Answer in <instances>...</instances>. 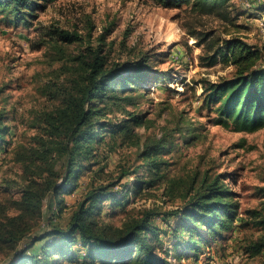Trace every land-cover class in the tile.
<instances>
[{"label": "rangeland", "instance_id": "obj_1", "mask_svg": "<svg viewBox=\"0 0 264 264\" xmlns=\"http://www.w3.org/2000/svg\"><path fill=\"white\" fill-rule=\"evenodd\" d=\"M37 3L43 7L28 12L31 16L27 17V25H16L0 12V111L5 112V125L10 133L6 137L8 153L0 154V199L19 195L18 190L9 187L12 183L23 184L24 167L16 158L40 148L46 140L44 118L60 105L56 91L66 85V75L82 63H89L96 52L108 63L133 61L145 54L160 82L155 83L153 76L139 105L129 108L144 116L145 126L136 129L140 142L158 139L164 132L174 134L177 139L173 130L181 121L180 127L191 125L199 138L189 145L180 144L165 157L169 164L166 179L145 196L126 204L113 217L109 216L106 202L104 221L120 227L152 209L161 213L183 210L188 204L184 189L192 178L197 182L204 176L210 180L219 176V182L227 186L237 206L242 223L205 249L198 264L264 262V254L250 257L245 252L262 235L251 212L264 208V130L245 133L223 128L216 124L214 112L200 108L203 97L200 81L215 83L231 76V67L207 64L224 40L240 38L255 47L264 45V0H231L230 20L200 15L188 6L164 9L153 0H37ZM61 32L71 35L70 40L62 39ZM200 35L207 38L198 45ZM259 66L264 67V60ZM118 118L116 115L114 120ZM139 152L137 145L116 146L108 153L104 181L96 183L114 179L120 169L131 171L140 163ZM90 179L88 173L80 181V188ZM133 180V176L116 180L115 191L124 190L121 187ZM79 199L77 193L67 196V208L60 218H55L52 196L45 198L40 226L20 248L53 225L64 228ZM163 219L158 215L153 221L165 229ZM51 240L56 239H47ZM167 243L165 239L166 246ZM41 244L29 252L38 253ZM81 258L80 254L78 262L64 264H89ZM0 264H8V259L0 257ZM168 264H192V261L179 262L168 256Z\"/></svg>", "mask_w": 264, "mask_h": 264}, {"label": "trees", "instance_id": "obj_2", "mask_svg": "<svg viewBox=\"0 0 264 264\" xmlns=\"http://www.w3.org/2000/svg\"><path fill=\"white\" fill-rule=\"evenodd\" d=\"M153 2L164 9L188 6L194 13L224 20H230L228 9L232 7L231 0ZM42 7L37 0H0V12L16 25H27L28 12ZM200 36L198 45L207 38ZM60 37L69 41L71 35L61 32ZM90 58L89 63L70 71L66 85L56 91L60 105L45 115L46 140L41 147L16 158L24 167L23 184L9 185L19 191L17 197L0 199V257L7 258L8 264L75 263L80 254L81 261L89 264H168V256H174L179 262L198 264L205 249L242 223L219 176L211 180L204 176L197 182L192 178L184 189L188 204L183 210L161 213L152 209L120 227L104 221L106 202L113 217L126 204L145 196L166 179L169 164L165 157L199 135L191 125L180 127L181 121L173 130L177 139L164 132L158 139L140 142L136 129L145 126L144 116L129 108L139 105L153 76L155 83L160 82L159 75L152 73L145 54L122 63H108L99 52ZM207 60L208 66L231 67L232 73L215 83L200 81V108L214 112L216 124L223 128L245 133L264 130V67L259 66L264 60V45L255 47L240 38H230ZM116 115L120 118L114 120ZM5 120V112L0 111V154L8 153L6 137L10 133ZM126 143L140 148V163L131 171L120 169L110 181L96 183L104 181L108 153ZM88 173L91 179L82 189L80 181ZM128 176H133L132 183L115 191V181ZM75 193L80 199L65 227L53 225L20 248L40 226L44 199L52 196V214L60 218L67 208L65 198ZM158 215L164 218L165 229L154 223ZM251 217L262 231L245 250L255 257L264 254V208L251 212ZM38 243H42L39 252H29ZM75 247H79L77 252Z\"/></svg>", "mask_w": 264, "mask_h": 264}]
</instances>
